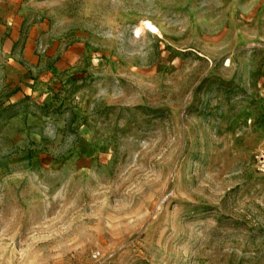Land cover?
Wrapping results in <instances>:
<instances>
[{"label":"rangeland","instance_id":"374dc122","mask_svg":"<svg viewBox=\"0 0 264 264\" xmlns=\"http://www.w3.org/2000/svg\"><path fill=\"white\" fill-rule=\"evenodd\" d=\"M260 162L264 0H0V264H264Z\"/></svg>","mask_w":264,"mask_h":264},{"label":"built area","instance_id":"2783aa9c","mask_svg":"<svg viewBox=\"0 0 264 264\" xmlns=\"http://www.w3.org/2000/svg\"><path fill=\"white\" fill-rule=\"evenodd\" d=\"M260 164H261V162H260ZM261 169L264 171V165L263 164H261Z\"/></svg>","mask_w":264,"mask_h":264}]
</instances>
